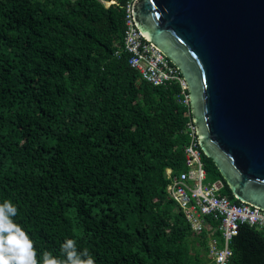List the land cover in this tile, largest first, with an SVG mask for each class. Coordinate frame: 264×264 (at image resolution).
Wrapping results in <instances>:
<instances>
[{
  "label": "trees",
  "instance_id": "obj_1",
  "mask_svg": "<svg viewBox=\"0 0 264 264\" xmlns=\"http://www.w3.org/2000/svg\"><path fill=\"white\" fill-rule=\"evenodd\" d=\"M126 1L0 0V202L17 206L38 260H63L73 239L96 264H213L219 233L193 231L166 191L187 171L188 107L177 82L129 66ZM197 149L206 179L224 182ZM229 249V264H264L255 227Z\"/></svg>",
  "mask_w": 264,
  "mask_h": 264
},
{
  "label": "water",
  "instance_id": "obj_2",
  "mask_svg": "<svg viewBox=\"0 0 264 264\" xmlns=\"http://www.w3.org/2000/svg\"><path fill=\"white\" fill-rule=\"evenodd\" d=\"M133 17L185 81L201 153L264 211V0H138Z\"/></svg>",
  "mask_w": 264,
  "mask_h": 264
},
{
  "label": "built area",
  "instance_id": "obj_3",
  "mask_svg": "<svg viewBox=\"0 0 264 264\" xmlns=\"http://www.w3.org/2000/svg\"><path fill=\"white\" fill-rule=\"evenodd\" d=\"M127 0L124 5V32L122 51L129 55L128 64L142 80L152 86H165L177 82L180 87L177 100L188 107L190 119L185 123L190 143L185 148L186 172L171 177L166 191L177 209L181 210L190 228L195 232L211 229L209 236L217 231L219 240L208 241V254L213 264H229V243L236 236L240 225L255 227L264 235V211L243 203H233L222 195L224 182L217 179L209 182L197 149L195 126L191 120L187 86L178 69L172 65L136 29L133 17L134 4ZM113 3V2H111ZM119 52H115L117 55ZM169 174V171L167 172ZM210 222H217L213 227Z\"/></svg>",
  "mask_w": 264,
  "mask_h": 264
},
{
  "label": "clouds",
  "instance_id": "obj_4",
  "mask_svg": "<svg viewBox=\"0 0 264 264\" xmlns=\"http://www.w3.org/2000/svg\"><path fill=\"white\" fill-rule=\"evenodd\" d=\"M17 211L10 200L0 202V264H96L87 249L77 250L73 239H65L60 246L63 260L47 251L42 253V260H38L33 240L13 219Z\"/></svg>",
  "mask_w": 264,
  "mask_h": 264
},
{
  "label": "bare ground",
  "instance_id": "obj_5",
  "mask_svg": "<svg viewBox=\"0 0 264 264\" xmlns=\"http://www.w3.org/2000/svg\"><path fill=\"white\" fill-rule=\"evenodd\" d=\"M65 48V47H64ZM65 50V49H64ZM61 51V50H60Z\"/></svg>",
  "mask_w": 264,
  "mask_h": 264
}]
</instances>
